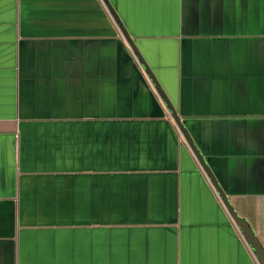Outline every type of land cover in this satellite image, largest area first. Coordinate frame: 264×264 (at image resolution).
Segmentation results:
<instances>
[{"label":"crops","instance_id":"1","mask_svg":"<svg viewBox=\"0 0 264 264\" xmlns=\"http://www.w3.org/2000/svg\"><path fill=\"white\" fill-rule=\"evenodd\" d=\"M264 249V0H107ZM0 264H258L101 0H0Z\"/></svg>","mask_w":264,"mask_h":264},{"label":"water","instance_id":"2","mask_svg":"<svg viewBox=\"0 0 264 264\" xmlns=\"http://www.w3.org/2000/svg\"><path fill=\"white\" fill-rule=\"evenodd\" d=\"M102 4L106 8L108 14L113 19L115 25L118 28V31L128 46L130 52L132 53L134 59L138 63V65L143 70V73L145 74L146 78L152 85L155 93L157 94L158 98L164 105L166 111L168 112L171 121L173 122L174 126L176 127L177 131L179 132L180 136L182 137L184 143L188 147L189 151L191 152L192 156L194 157L196 163L198 164L199 168L201 169L202 173L208 180L211 188L213 189L214 193L216 194L218 200L220 201L222 207L224 208L226 214L228 215L229 219L233 223V225L236 227L238 232L240 233L242 239L244 240L245 244L250 249L252 255L257 260L258 264H264V249L261 246V243L257 236L254 234L252 228L250 227L249 223L242 217H239L235 210L233 209L232 205L230 204L229 200L227 199L226 195L221 190L220 186L218 185L214 175L212 174L211 170L207 166L206 162L204 161L202 155L197 150L196 146L192 142L190 136L188 135V132L186 131L183 124L180 122L178 116L176 115V112L174 110V107L169 102V100L166 98L162 90L160 89L156 79L152 75L151 71L146 66L144 60L138 53L134 43L129 38L125 30L123 29L121 23L119 22L118 18L114 14L111 6L109 5L107 0H101Z\"/></svg>","mask_w":264,"mask_h":264}]
</instances>
